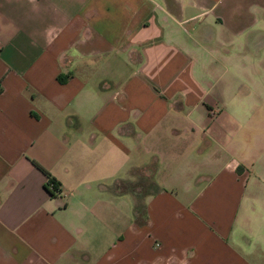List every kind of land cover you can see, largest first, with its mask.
<instances>
[{
    "label": "crops",
    "instance_id": "crops-1",
    "mask_svg": "<svg viewBox=\"0 0 264 264\" xmlns=\"http://www.w3.org/2000/svg\"><path fill=\"white\" fill-rule=\"evenodd\" d=\"M255 49L264 0H0V264H264Z\"/></svg>",
    "mask_w": 264,
    "mask_h": 264
},
{
    "label": "rangeland",
    "instance_id": "rangeland-1",
    "mask_svg": "<svg viewBox=\"0 0 264 264\" xmlns=\"http://www.w3.org/2000/svg\"><path fill=\"white\" fill-rule=\"evenodd\" d=\"M245 35H241L238 37V41L241 42L244 40ZM238 54L243 53L245 54V47L244 45H239L237 50ZM256 59L261 60L264 56H261V50L256 51L255 55ZM264 65V62L262 63ZM256 69V67H255ZM240 77V76H239ZM256 82H260L262 79L255 78ZM249 84V80L245 78H239V86H238V98L241 99V96H245L248 88H245ZM263 86L262 89L259 88L260 92L258 95L264 99V79L261 82ZM253 91H255L253 89ZM262 108L256 109V111H252L253 113H249L246 109L245 103H243L242 107L239 108V104L236 107V110L231 111L238 117L239 120V128H238V137H263L258 140V142L253 146V144L249 145L248 151L249 153L253 154L252 156L256 157L258 153H260L259 158V167L264 168V100L261 104ZM249 115V120L245 119L246 116ZM248 117V116H247ZM246 123V124H245ZM260 147V148H258ZM254 157V158H255Z\"/></svg>",
    "mask_w": 264,
    "mask_h": 264
},
{
    "label": "trees",
    "instance_id": "trees-1",
    "mask_svg": "<svg viewBox=\"0 0 264 264\" xmlns=\"http://www.w3.org/2000/svg\"><path fill=\"white\" fill-rule=\"evenodd\" d=\"M47 176H48V175H47ZM47 182L51 183V185H52L53 188L56 187V184L54 183V181H53L50 177H48V178L46 179L45 183H44V187L48 190V192H49L50 194H54L51 190H49V189L47 188V185H46Z\"/></svg>",
    "mask_w": 264,
    "mask_h": 264
},
{
    "label": "built area",
    "instance_id": "built-area-1",
    "mask_svg": "<svg viewBox=\"0 0 264 264\" xmlns=\"http://www.w3.org/2000/svg\"><path fill=\"white\" fill-rule=\"evenodd\" d=\"M46 185H47V188H48L49 190H51L52 192H57L56 187L53 188L52 185H51V183L47 182Z\"/></svg>",
    "mask_w": 264,
    "mask_h": 264
}]
</instances>
